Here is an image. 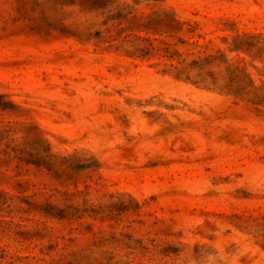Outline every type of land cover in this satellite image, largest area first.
Returning <instances> with one entry per match:
<instances>
[{
  "label": "rangeland",
  "instance_id": "rangeland-1",
  "mask_svg": "<svg viewBox=\"0 0 264 264\" xmlns=\"http://www.w3.org/2000/svg\"><path fill=\"white\" fill-rule=\"evenodd\" d=\"M0 264H264V0H0Z\"/></svg>",
  "mask_w": 264,
  "mask_h": 264
}]
</instances>
